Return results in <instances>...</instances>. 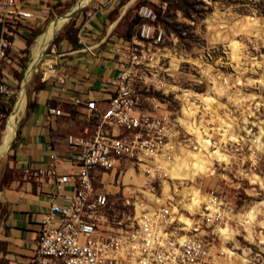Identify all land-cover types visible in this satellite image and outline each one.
I'll list each match as a JSON object with an SVG mask.
<instances>
[{"label": "rangeland", "instance_id": "rangeland-1", "mask_svg": "<svg viewBox=\"0 0 264 264\" xmlns=\"http://www.w3.org/2000/svg\"><path fill=\"white\" fill-rule=\"evenodd\" d=\"M78 1L50 12L42 28L26 26L22 35L31 31L32 38L28 42L22 37V43L16 42L5 55L7 59L0 62L8 87V94H0V145L8 133L18 98L22 95L25 101L13 136L0 152L1 188L9 181L21 183L24 179L13 166V150L30 106L27 100L34 80L39 77V71L51 63L58 43L68 36L75 38L79 25L96 0L82 4L75 15L64 22L28 75L32 47L35 40L69 13ZM148 5L155 10L165 31L177 39V52L186 60L178 70L172 65L171 78L161 75L162 84L146 86L138 92L144 110L174 121V159L172 163L162 164L164 171L158 170L150 177L143 168L130 164L113 176L105 177L110 186L106 190L112 195L110 214L129 226L135 216L133 203L143 202L147 207L157 208L173 197L174 204L181 200L174 214L177 210V217L187 226L199 224V235L212 244L213 229L201 223L199 213L207 192L217 189L232 202L235 216L226 230L218 228L215 232H219L221 238L214 250L222 248L229 255L235 253L232 261L239 264L249 248L242 235L250 236L252 226L264 227V64L257 57V63L252 61L253 69L237 67L231 85L225 90L220 85H212V47L230 48L232 61L238 63L240 51L246 46L255 43L260 48L264 45V0H158ZM178 5L182 8H177ZM36 31L40 33L34 35ZM206 51L211 53V59L199 61V56ZM217 56L214 61L218 66ZM240 138L243 150L236 151L234 143ZM214 142L222 148L226 142L231 145L224 152L228 157L222 155L227 165L213 162L221 155L213 152ZM30 178L32 183H37L34 176ZM125 199H129V205L123 204ZM245 221H249L248 224Z\"/></svg>", "mask_w": 264, "mask_h": 264}, {"label": "built area", "instance_id": "built-area-1", "mask_svg": "<svg viewBox=\"0 0 264 264\" xmlns=\"http://www.w3.org/2000/svg\"><path fill=\"white\" fill-rule=\"evenodd\" d=\"M23 1L0 0V62L13 49L11 38L18 36L16 26L32 18L29 11L23 10ZM136 16L139 23L133 36L125 46L114 48L121 67L110 82L107 107L99 110L94 101H76L84 106L87 120L97 116L94 130L82 136H68L66 153H52L51 167L34 174L51 179L54 193L50 196L49 209L41 215L30 264H237L232 261L235 253L229 255L222 248L214 250L221 238L215 232L218 228L226 230L235 216L234 205L217 189L207 192L199 213L201 223L213 229L212 244L199 235V224L187 226L177 217V210L174 214L181 200L174 204L173 197L157 208L147 207L143 202L133 203L135 216L129 226L110 214L111 195L104 189V176H113L130 164L143 168L150 177L158 170L164 171L162 164L172 163L174 159V121L144 110L138 92L143 87L162 84L161 75L171 78L172 65L178 70L186 60L177 52V39L165 31L152 7L139 5ZM230 53V48L212 47V85L225 90L231 85L234 69L242 66L253 69L257 57L264 64V45L246 46L240 51L238 63L232 61ZM216 56L218 66L214 61ZM210 59L209 51L198 58L199 61ZM47 69H52V63L42 70V80ZM6 79L0 65L3 95L8 94ZM55 80L60 86L64 82L61 78ZM48 115L59 116L60 111L49 109ZM234 145L236 151H242L243 139H237ZM227 146L231 145L226 142L222 148L214 142L213 152L224 155ZM213 162L219 166L228 164L217 158ZM62 163L76 169L70 196L59 195L69 184V176L58 175L55 170V165ZM123 204L129 205V199ZM252 228L250 236L242 235L249 248L239 264H264V227Z\"/></svg>", "mask_w": 264, "mask_h": 264}, {"label": "crops", "instance_id": "crops-1", "mask_svg": "<svg viewBox=\"0 0 264 264\" xmlns=\"http://www.w3.org/2000/svg\"><path fill=\"white\" fill-rule=\"evenodd\" d=\"M72 1L24 0L22 8L29 11L32 18L16 26L18 36L11 38L13 48L16 42L22 43L21 34L26 31V26L42 28L50 12L66 7ZM157 1L96 0L87 18L79 25L74 41L65 38L55 47L50 59L52 69L45 70L43 80V72L39 71L13 150V166L24 179L21 183L11 181L0 191L1 264H30L41 215L49 209L50 196L54 193L51 179L44 174H34L51 167L49 156L52 153H66L68 136L92 133L97 116L87 120L84 106L76 101H94L99 110L107 107L110 82L121 67L114 48L125 46L133 36L136 26L132 27L131 37H127V32L133 19L137 18V7ZM57 78L63 79L61 86L56 82ZM49 109L60 111V115H48ZM55 170L58 175L69 176V184L59 195H72L75 167L62 163L55 165ZM31 176L37 183L29 180ZM105 177L108 176L102 180L105 179L106 190L110 186Z\"/></svg>", "mask_w": 264, "mask_h": 264}, {"label": "bare ground", "instance_id": "bare-ground-1", "mask_svg": "<svg viewBox=\"0 0 264 264\" xmlns=\"http://www.w3.org/2000/svg\"><path fill=\"white\" fill-rule=\"evenodd\" d=\"M88 1L89 0H79L77 4L80 7H82L81 5L86 3V2H88ZM67 17H68V14L62 16L60 19H58L54 23V25L51 28H49V30L47 32H45L43 35H40L35 40V43H34V45L32 47V50H31V61H30V64H29V70L27 71L28 75L34 69V67L37 66V64L39 62L38 59L41 58L43 50L48 45V43L51 41V39L55 35V32L64 24V22L67 21ZM24 103H25L24 98L21 95L18 98V103H17V105H16V107L14 109L13 114H11L12 117H11V119L9 121V124H8V133L5 136H3L2 140H1L0 152L2 150V147L4 145H6L7 142L13 136L14 130L16 128L17 120L19 119L20 114L24 110ZM217 158H219L220 160H225L226 161L225 157H223L222 155H217Z\"/></svg>", "mask_w": 264, "mask_h": 264}, {"label": "trees", "instance_id": "trees-1", "mask_svg": "<svg viewBox=\"0 0 264 264\" xmlns=\"http://www.w3.org/2000/svg\"><path fill=\"white\" fill-rule=\"evenodd\" d=\"M162 1H163V2H169V1H171V0H162ZM180 2H181V1H180ZM177 8H180V9H181V8H182V6H179V5H178V7H177ZM138 23H139V20H138V18H136V19L134 18V19H133V21H132V24H131V26H130V27H129V29H128V32H127V37H131V36H132V35H131V30H132V27H133V26H137V25H138ZM162 27H163V26H162ZM35 30H36V29H35ZM31 33H32V32H31V31H29V32H28V35H22V34H21V36H22V37H24V39H25L26 41H28V42H29L30 38H32V35H31ZM36 33H37V34H36ZM36 33H34V35H38L40 32L38 33V32L36 31ZM67 39H68V40H70L71 42H73V41H74V38H73V37H70V36H68V38H67ZM7 53H8V51H7ZM7 53H6V54H7ZM28 104L30 105L29 101H28ZM9 183H10V181H9V182H7V185H6V187H8ZM6 187H2V188L0 187V191H1L3 188H6ZM1 250H3V249H1V248H0V251H1ZM0 264H1V262H0Z\"/></svg>", "mask_w": 264, "mask_h": 264}, {"label": "water", "instance_id": "water-1", "mask_svg": "<svg viewBox=\"0 0 264 264\" xmlns=\"http://www.w3.org/2000/svg\"><path fill=\"white\" fill-rule=\"evenodd\" d=\"M80 8V6L77 4L68 14L67 20H69L70 18H72L75 13L77 12V10ZM64 16V15H63ZM62 17V16H61ZM60 18V17H59ZM58 19V18H57ZM57 19H55L53 22H55ZM25 83V82H24Z\"/></svg>", "mask_w": 264, "mask_h": 264}]
</instances>
